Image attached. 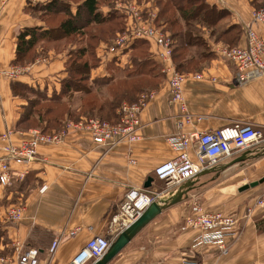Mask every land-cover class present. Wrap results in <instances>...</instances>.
<instances>
[{
  "label": "crops",
  "instance_id": "1",
  "mask_svg": "<svg viewBox=\"0 0 264 264\" xmlns=\"http://www.w3.org/2000/svg\"><path fill=\"white\" fill-rule=\"evenodd\" d=\"M44 1L7 0L0 8V71L14 56L19 30L42 25L37 17L25 11V7ZM116 1L120 0H111L112 8ZM249 1L206 0L229 10L225 22L241 26L242 32L235 45L243 43L244 28L251 20L254 8ZM100 9L106 11L107 6L102 5ZM250 26L264 38V24L251 23ZM207 42L213 55L208 64L180 72L203 75L200 80L189 76L182 83L186 111L193 117H200L199 120L193 118L183 130L204 131L232 123H249L264 132V75L237 84L234 65L215 51L224 44L211 39ZM102 44L99 42L95 48L98 58ZM150 47L148 43V50ZM36 58L39 61L36 62ZM63 60V51L54 53L50 49L27 62L32 64L29 72L14 79L0 76V133L11 131L12 142L24 136L26 131L15 129L24 100L11 95L9 81L45 88L46 94L57 91L58 80L65 74ZM108 61L99 58V64L90 69V77L105 75ZM148 93L151 96L139 112L138 140L100 145L92 143L86 131L68 129L61 143L38 148L34 160L25 166L24 178L20 179H25L24 189L13 190L12 204L22 207L20 219L15 223L2 222L6 207H0V222L4 223L7 238L6 243L0 244L1 254H12L14 245L34 246L38 250L37 264H69L90 237L107 231L123 193L129 189L154 191L164 188V184L160 186V181L154 177L152 169L176 154L165 141L175 133L172 121L176 111L167 103L165 74L157 88ZM187 150L192 157V146ZM262 151V146L251 148L244 160L232 162L238 156L232 155L197 174L179 201L162 209L106 264H181L185 259L195 264H264V180L253 187L238 190L241 185L264 177ZM130 159L134 162L130 163ZM147 178H150L149 185L144 186ZM41 185H45L43 191H39ZM6 190L7 187L0 189V194ZM176 190L177 187L164 191L159 202L166 201L169 193L174 194ZM4 197L9 198L7 194ZM257 201H262L263 205H257ZM197 209L218 210L235 217V225L231 236L224 241V249L214 243L193 246L197 231L180 229L184 217ZM71 231L73 234L68 235ZM53 238H59V243L52 255H48L47 246Z\"/></svg>",
  "mask_w": 264,
  "mask_h": 264
},
{
  "label": "built area",
  "instance_id": "2",
  "mask_svg": "<svg viewBox=\"0 0 264 264\" xmlns=\"http://www.w3.org/2000/svg\"><path fill=\"white\" fill-rule=\"evenodd\" d=\"M7 0H0V8ZM123 19V29L117 32L109 44L99 46V58L113 60L123 66L127 63V50L135 39L150 43V53L160 64L161 71L166 75L167 103L176 109L173 114L175 133L165 138L167 145L176 153L171 159L156 164L154 177L162 181V190L148 191L145 189H129L116 203V214L108 224L107 231L102 235L90 237L70 259L69 264H90L100 258L116 235L133 222L142 211L153 201L158 202L164 191L175 188L187 180H191L202 171L213 167L220 159L232 155H240L251 148H260L264 136L260 130L249 123H232L215 129L184 131L193 118L186 111L181 87L183 81L191 76L200 80L203 75L198 72L180 73L174 69L171 61V40L168 34L154 23L156 6L151 1L135 0L116 1L113 8ZM251 20L244 28V41L240 45L215 48L217 54L234 65L236 71L234 80L244 84L249 80L264 75V38L257 35L251 28V23L264 24V5L253 9ZM39 61V59H35ZM31 63L22 65L9 64L0 71V76L14 79L29 72ZM213 80V77H209ZM151 93L141 92L133 102H121L116 109L117 121L109 122L98 117H89L77 121H66L64 126L53 132L44 133L36 128H29L26 134L16 142L11 141L12 132L0 133V189L11 185L13 180H20L26 174L25 166L34 160L38 148L44 145H56L62 142L68 129L84 130L92 143L111 146L119 142L131 143L140 138L139 112L144 107ZM192 146L191 157L187 148ZM130 163L134 161L129 160ZM19 166V168H14ZM41 185L39 191H43ZM259 206L262 201H257ZM22 213L20 205H9L2 215V222H17ZM236 219L230 214L218 210L197 209L183 219L180 229L197 231L192 241L193 246L215 244L223 248L224 241L231 236V229ZM73 231L68 235H72ZM59 243V238H53L47 246V254L52 255ZM12 254H0V264H37L38 250L34 246L14 245ZM181 264H195L191 260H183Z\"/></svg>",
  "mask_w": 264,
  "mask_h": 264
},
{
  "label": "trees",
  "instance_id": "3",
  "mask_svg": "<svg viewBox=\"0 0 264 264\" xmlns=\"http://www.w3.org/2000/svg\"><path fill=\"white\" fill-rule=\"evenodd\" d=\"M154 1L157 9L154 23L171 40L170 58L178 72L208 64L213 55L207 39L230 47L236 44L242 32L239 24L225 22L228 9L206 0ZM249 3L257 9L264 5V0ZM102 5L107 6L106 11L100 9ZM111 6V0H46L25 7L42 25L19 30L10 64H25L35 55L52 49L54 53L64 52L65 74L58 80V90L49 94L45 88L9 81L11 95L24 100L15 129L36 128L48 133L61 129L68 120L89 117L116 122V109L121 102H133L141 92L157 88L164 73L148 50V42L142 39L130 44L125 65L109 60L105 64V75L90 77V69L99 64L95 54L97 44L101 41L102 45L109 44L123 29L122 16ZM43 102L50 105L40 109ZM24 180L6 191L10 194L13 190L22 191ZM6 242L0 222V244Z\"/></svg>",
  "mask_w": 264,
  "mask_h": 264
},
{
  "label": "water",
  "instance_id": "4",
  "mask_svg": "<svg viewBox=\"0 0 264 264\" xmlns=\"http://www.w3.org/2000/svg\"><path fill=\"white\" fill-rule=\"evenodd\" d=\"M247 151L242 152L240 155L232 159V162H238L240 160H244L247 157ZM207 171V170H205ZM202 171V172H205ZM200 172V173H202ZM264 180V177L260 178L257 181H251L247 184L241 185L238 190H244L248 187H253L257 183H260ZM150 178H147L144 182V186L149 185ZM190 184V180L185 181L181 185L177 187V190L174 194L169 193V197L166 201H153L151 202L142 213L129 225H127L123 230H121L113 241L109 244L106 251L103 255L91 262L90 264H106L116 253L120 251V249L150 220H152L162 209L166 208L169 205H172L179 201L181 195L185 193L186 187Z\"/></svg>",
  "mask_w": 264,
  "mask_h": 264
},
{
  "label": "rangeland",
  "instance_id": "5",
  "mask_svg": "<svg viewBox=\"0 0 264 264\" xmlns=\"http://www.w3.org/2000/svg\"><path fill=\"white\" fill-rule=\"evenodd\" d=\"M151 2H155L154 0H150ZM18 65H22V64H18ZM76 103V102H75ZM75 103H73V105H75ZM47 105H50V103L49 102H43V103H41L40 104V109H42L44 106H47ZM260 131L264 134V132L262 131V129H260ZM261 146L262 147H264V142H262V144H261ZM160 186H162L163 185V182L161 183V181H160ZM16 184L14 183H11V185L9 186V188L7 189V191L8 190H10V189H12L14 186H15ZM7 191H2L1 192V197H0V207L2 206V207H6L7 208V206H9V204H12V200H13V197H14V194H12V192H11V194H9V192H7ZM3 193V194H2ZM5 193V194H4ZM7 194V196H9V198H5L4 196ZM1 224H4V223H1Z\"/></svg>",
  "mask_w": 264,
  "mask_h": 264
}]
</instances>
